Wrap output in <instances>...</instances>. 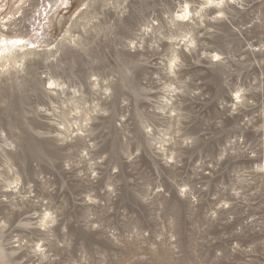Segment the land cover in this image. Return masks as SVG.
<instances>
[{
	"label": "rangeland",
	"instance_id": "1",
	"mask_svg": "<svg viewBox=\"0 0 264 264\" xmlns=\"http://www.w3.org/2000/svg\"><path fill=\"white\" fill-rule=\"evenodd\" d=\"M0 264H264V0H0Z\"/></svg>",
	"mask_w": 264,
	"mask_h": 264
},
{
	"label": "bare ground",
	"instance_id": "2",
	"mask_svg": "<svg viewBox=\"0 0 264 264\" xmlns=\"http://www.w3.org/2000/svg\"><path fill=\"white\" fill-rule=\"evenodd\" d=\"M220 2H222V0H220Z\"/></svg>",
	"mask_w": 264,
	"mask_h": 264
}]
</instances>
